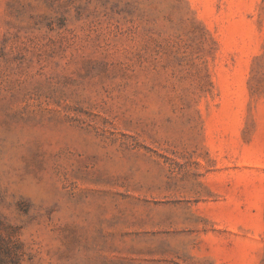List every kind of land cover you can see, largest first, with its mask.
Segmentation results:
<instances>
[{"label": "rangeland", "instance_id": "rangeland-1", "mask_svg": "<svg viewBox=\"0 0 264 264\" xmlns=\"http://www.w3.org/2000/svg\"><path fill=\"white\" fill-rule=\"evenodd\" d=\"M0 264H264V0H0Z\"/></svg>", "mask_w": 264, "mask_h": 264}]
</instances>
